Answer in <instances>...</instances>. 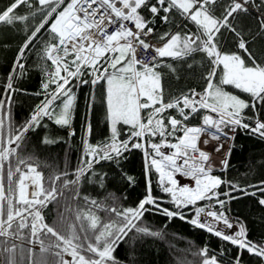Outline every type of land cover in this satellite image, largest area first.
<instances>
[{
    "label": "snow or ice",
    "instance_id": "snow-or-ice-1",
    "mask_svg": "<svg viewBox=\"0 0 264 264\" xmlns=\"http://www.w3.org/2000/svg\"><path fill=\"white\" fill-rule=\"evenodd\" d=\"M38 2L43 19L26 35L0 95V237L23 240L24 230L28 229L31 242L39 241L42 251L41 235L56 238L60 249L56 253L58 264H122L115 254L121 244L133 241L137 234L160 235L142 225L146 213L156 212L169 220L186 221L232 246L221 248L217 254L205 245L197 253L200 264H223L219 257L233 249L236 255L229 264H242L245 252L264 264V240L249 239L246 224L239 219L233 221L226 207L239 198L233 195L236 192L257 197L259 206L264 207V180L241 186L214 175L211 153L200 146H207L209 139L234 141L237 131L264 140V61L257 62L249 40L234 23L239 15H250V9H255L259 30L255 34L249 30L248 36L252 41L264 37V0H229L222 6L220 16L216 15L219 0H69L60 11L65 0ZM22 5L33 7L31 0H12L0 10V25L20 23L27 31V22L37 13L19 14L17 10ZM175 15L194 25L195 31L165 32L159 36L162 43H151V25L156 21L170 23ZM50 21V39L41 48L42 59L50 61V67L44 69V99L27 120L17 125L12 107L15 94L24 91L17 84L27 72L26 53ZM222 29L234 34L236 47L247 54V60L236 52L222 50ZM150 51L152 54L148 55ZM197 53L203 54L207 65L202 76L206 86L202 91L190 88L169 93L159 69L167 67L172 73L177 69L164 64L163 58L186 61ZM192 66L188 64V68ZM73 81L93 88L103 83L110 135L104 142L91 143L88 138L93 127L87 122L84 133L88 138H82L84 152L75 178L67 179L66 171L46 178L38 170V161L21 155L22 145L29 132L47 127L45 119L57 126L71 127L77 100ZM226 86L246 94V98L226 90ZM197 116L201 123L191 125ZM121 125L127 129L125 139H121ZM70 135H75V131ZM205 135L209 139L202 140ZM57 142L48 137L42 139L46 145ZM224 142L213 151L221 152ZM132 149L144 154L148 185V194L135 207L105 205L88 195L81 196L77 186L87 174L98 177V181L90 178V183L98 182L101 187L104 184L106 176L96 173L95 165L111 162L118 166ZM231 152L229 147L220 161L222 172L229 166ZM153 172L158 187L170 197L174 208L163 207L161 199L151 194ZM178 177L194 181V186L181 184ZM128 180L133 182L130 177ZM222 185L227 186L226 191H221ZM70 187L75 189L72 198L82 199L85 204L76 212L81 228L85 222L88 224L83 239L78 234L65 238L45 223L43 210L49 204H59ZM202 201L206 203L199 204ZM190 206L191 218L185 215ZM97 210L118 221L101 223ZM89 231L91 235L87 234ZM16 247L0 240V252L8 254L7 264H15ZM65 255L70 259H65Z\"/></svg>",
    "mask_w": 264,
    "mask_h": 264
},
{
    "label": "trees",
    "instance_id": "trees-1",
    "mask_svg": "<svg viewBox=\"0 0 264 264\" xmlns=\"http://www.w3.org/2000/svg\"><path fill=\"white\" fill-rule=\"evenodd\" d=\"M69 0H65V5ZM12 0H0V10L8 6ZM33 7L22 5L17 12L21 15L30 12L37 13L35 17H30L27 22V31L23 24L17 23L15 26L0 25V95L3 94V85L9 73L12 71L13 64L17 58L18 51L23 45L26 35H30L34 26L38 25L43 15L40 12L41 6L38 0H31ZM154 2V0H152ZM229 0H219V7L216 9V15L220 16L223 11V5ZM259 3V0H257ZM61 5L60 8L63 6ZM58 8V10L60 9ZM146 15H150L145 13ZM55 16V14H53ZM258 13L255 9H250V15H239L234 22L237 31H242L245 39L249 40L250 51L256 56L257 62L264 61V37H257L254 41L248 36L249 30L255 34L259 30L257 21ZM48 25L41 30L38 38L33 42L31 51L26 53L25 67L27 69L24 78L20 79L17 87L23 89L14 96L12 113L14 123L22 124L27 120L37 105L44 99L42 82L47 79L44 69L50 67V62L42 59L41 48L45 41L50 39ZM154 28L153 39L157 42L159 36L165 32L175 33L177 31L187 32L195 31V26L186 22L179 15L171 17L170 23L160 21L151 25ZM193 29V30H192ZM187 30V31H186ZM223 36L220 37V44L223 51L236 52L242 58L247 60V54L236 47V39L233 33L221 30ZM164 64H172L177 71L170 72L167 67H161L159 70L164 74V82L169 93H179L195 88L198 91L206 86L202 76L207 72V65L203 54H194L186 61H173L171 58H163ZM192 64V68H188ZM90 79V77H85ZM73 90L77 100L71 127H61L55 125L52 121L45 119L43 121L47 127H40L27 134L26 142L22 145L21 155L32 156L39 162V169L47 178L52 174L67 172V179H74V173L81 166V160L84 152L82 138L85 137L84 125L90 122L93 127V133L90 138L91 143L97 144L104 142L110 135L108 123L105 118V86L103 83L93 88L91 85H79L78 81H73ZM226 90L246 98V94L239 90L226 86ZM40 93V95H37ZM92 107L89 109V104ZM59 104V101H57ZM201 122L200 117L190 121V124ZM121 139L126 138V126L121 125ZM70 130L75 131V135H70ZM58 141L54 144H43L42 139ZM159 138H157L158 140ZM232 152L229 159V166L226 171H218L222 179L232 181L241 186L255 185L264 180V140L259 137L247 135L244 131H238L235 139L232 141ZM117 166L111 162H101L94 166V171L100 175H105V181L101 187L98 182H89L91 178L98 181V177H91L87 174L79 188L81 196L88 195L105 205H117L122 207H135L138 202L148 194V185L145 174V157L141 150L132 149L125 154ZM7 165L5 166V169ZM132 178L129 183L128 178ZM152 195L162 201V206L172 209L174 205L170 202V197L164 194L157 184V175L151 174ZM6 184V180H5ZM221 186V191H224ZM75 189L69 188L65 191V196L60 199L59 204H49L43 210L45 223L52 226L61 236L72 238L79 235L81 239L85 236V230L88 228L87 222L81 228V221L76 219L78 209H84L85 204L82 199L72 198V192ZM238 196L229 203V212L240 218L247 226L249 239L253 241L264 240V207L259 206L257 197L245 196L243 193H233ZM204 203L199 202V204ZM193 213L191 206L185 210V215L189 218ZM101 223L118 218L110 216L103 211H96ZM143 226H147L153 232H159V236H143L137 234L133 241L123 243L116 251V256L122 264H200L198 251L205 245L210 250H215L217 254L221 248L228 249L232 246L219 240L208 232L195 228L186 221L175 218L169 220L167 217L156 212L146 213ZM91 235L89 231L87 233ZM132 236V233H129ZM26 239H14L11 237H0L7 246L13 243L17 246L14 254L15 264H58L59 257L56 255L59 248L56 247L57 241L50 234L41 235L40 240L44 250H41L39 241L33 243L28 229L24 230ZM23 249V252L21 250ZM134 249V250H133ZM7 253L0 252V264H7ZM236 255L235 249L226 251L225 255L219 257L223 264H229ZM242 264H261L258 257L250 256L245 252L242 256Z\"/></svg>",
    "mask_w": 264,
    "mask_h": 264
},
{
    "label": "rangeland",
    "instance_id": "rangeland-1",
    "mask_svg": "<svg viewBox=\"0 0 264 264\" xmlns=\"http://www.w3.org/2000/svg\"><path fill=\"white\" fill-rule=\"evenodd\" d=\"M69 2V1H68ZM67 2V3H68ZM66 3V4H67ZM66 4L65 5H63L58 11H60V10H62L63 9V7H65L66 6ZM50 62V61H49ZM203 139H209V137L208 136H205ZM221 142H223V139L221 140V141H216L215 140V142H212V140H209V144L207 145V148H208V146L211 148V153L212 152H214L213 151V148L217 145V144H219V143H221ZM229 146V141H227V142H224V148L221 150V152H219V153H217V152H214V153H212L213 155H216L217 157L218 156H222L224 153H225V151H226V148ZM206 148V147H205ZM208 150H210L209 148H208ZM65 259H70V257H68L67 255H65Z\"/></svg>",
    "mask_w": 264,
    "mask_h": 264
},
{
    "label": "bare ground",
    "instance_id": "bare-ground-1",
    "mask_svg": "<svg viewBox=\"0 0 264 264\" xmlns=\"http://www.w3.org/2000/svg\"><path fill=\"white\" fill-rule=\"evenodd\" d=\"M256 12V11H255ZM195 28V27H194ZM193 30V29H192ZM187 31V30H186ZM194 31V30H193ZM198 91V90H197ZM238 132V131H237ZM85 134V133H84ZM209 140H212V139H209ZM212 142H215V140H212ZM224 142V141H223ZM212 162V161H211ZM213 163L214 162H212V165H213ZM214 168V167H213ZM218 173H216V174H214V175H217ZM219 176V175H218ZM227 190V186L225 185L224 186V191H226ZM204 203H206V202H204ZM204 203H202V204H204ZM201 204V205H202ZM226 207H227V209L229 208V203L226 205ZM227 214L229 215V217L233 220V221H235L236 220V218H238V217H236V216H234L233 214H231L230 212H229V210H228V212H227ZM191 215H193V213H191ZM203 219V218H202Z\"/></svg>",
    "mask_w": 264,
    "mask_h": 264
},
{
    "label": "crops",
    "instance_id": "crops-1",
    "mask_svg": "<svg viewBox=\"0 0 264 264\" xmlns=\"http://www.w3.org/2000/svg\"><path fill=\"white\" fill-rule=\"evenodd\" d=\"M178 179L180 180L181 184H188L190 186H194V181L187 179V178H183V177H178Z\"/></svg>",
    "mask_w": 264,
    "mask_h": 264
},
{
    "label": "built area",
    "instance_id": "built-area-1",
    "mask_svg": "<svg viewBox=\"0 0 264 264\" xmlns=\"http://www.w3.org/2000/svg\"><path fill=\"white\" fill-rule=\"evenodd\" d=\"M112 29H109V31H111ZM151 40V39H150ZM151 43H154V44H156L154 41H152L151 40ZM152 53H151V51L148 53V55H151ZM203 218V217H202ZM238 218H236V220H237Z\"/></svg>",
    "mask_w": 264,
    "mask_h": 264
}]
</instances>
